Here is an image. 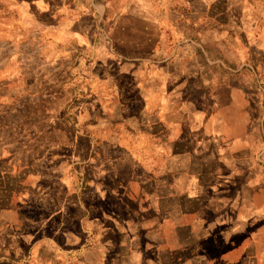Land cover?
Masks as SVG:
<instances>
[{
	"label": "crops",
	"instance_id": "1",
	"mask_svg": "<svg viewBox=\"0 0 264 264\" xmlns=\"http://www.w3.org/2000/svg\"><path fill=\"white\" fill-rule=\"evenodd\" d=\"M0 264H264V0H0Z\"/></svg>",
	"mask_w": 264,
	"mask_h": 264
}]
</instances>
